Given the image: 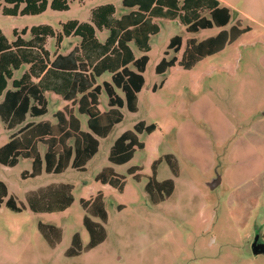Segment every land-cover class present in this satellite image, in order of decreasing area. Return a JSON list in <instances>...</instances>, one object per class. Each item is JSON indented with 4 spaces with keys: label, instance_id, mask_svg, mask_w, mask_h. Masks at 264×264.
I'll return each instance as SVG.
<instances>
[{
    "label": "rangeland",
    "instance_id": "rangeland-1",
    "mask_svg": "<svg viewBox=\"0 0 264 264\" xmlns=\"http://www.w3.org/2000/svg\"><path fill=\"white\" fill-rule=\"evenodd\" d=\"M225 1L234 9V20L225 28L188 33L178 21L155 20L160 32L150 38L149 63L143 74L145 85L138 94L139 111L118 108L124 119L107 138L99 139V151L87 165V172L69 168L58 175L44 173L24 179L23 173L32 171L31 160L21 159L16 167L0 164V181L18 205L25 207L17 213L4 203L0 209V264H264V255H255L252 247L257 236L264 242V165L254 161L260 148H253L245 139L254 128L256 116L264 111V0ZM122 2L73 0L68 11L48 8L41 15L23 17L5 16L0 10V31L9 41L14 40L15 29L21 32L50 25L60 32L62 25L71 20L89 22L92 11L106 4H113L116 16L121 17L130 12ZM221 31L230 35L221 50L203 57L190 69L177 65L166 74H157L156 68L166 57L174 37L182 39V49L178 54L169 51L167 58L177 56L181 60L190 41L201 43ZM106 37L107 31L99 33L102 41ZM78 43L77 39H65L61 53ZM55 47L50 39L47 48L53 53ZM142 55L135 50L137 58ZM26 70L27 66L15 72V78ZM104 82H111L110 74L97 80L101 86ZM155 86L158 89L153 91ZM117 93L123 97L121 91ZM46 97L48 113L42 120L55 123L58 112L75 109L82 129L88 130L89 117L78 115L77 106L54 93H47ZM108 99L103 91L98 106L101 113L110 111ZM140 122L155 124L157 129L140 135L145 147L137 149L130 162L112 164V146ZM10 134L0 119V148L9 142ZM234 143L236 147L229 146ZM39 149L43 151L42 147ZM168 155L177 162V176L166 161ZM155 163L156 179H172L175 183L173 194L159 204H154L146 191ZM105 168L114 169L124 178L123 192L96 180ZM132 168L139 170L129 174ZM257 173V181H248ZM137 174L141 175L139 181L134 178ZM218 178L221 184L212 189L211 183ZM60 183L74 186V203L69 209L35 213L28 208V192ZM232 191L238 195L231 198L234 206L247 207L252 198H261L256 218L246 231L232 223V219L242 222L243 214L229 218L231 223L219 219L220 208L231 202ZM82 201L104 209L105 223L99 216L90 217L104 225L107 237L97 247L73 255L76 234L83 248L90 243L83 223L87 212ZM214 208L219 211L217 216L211 212ZM40 223L62 230V240L55 248L40 233Z\"/></svg>",
    "mask_w": 264,
    "mask_h": 264
},
{
    "label": "trees",
    "instance_id": "trees-1",
    "mask_svg": "<svg viewBox=\"0 0 264 264\" xmlns=\"http://www.w3.org/2000/svg\"><path fill=\"white\" fill-rule=\"evenodd\" d=\"M71 1L0 0V10L9 17L37 16L48 8L68 11ZM122 3L130 12L120 18L116 17L115 6L106 4L92 11L89 22L71 20L62 25L60 32L50 25L34 26L21 32L15 29L14 40L9 41L0 31V119L11 132L9 142L0 148L1 165L16 167L21 159L31 160L32 171H25L24 179L37 178L44 173L58 175L69 168L86 172L88 163L99 151V139L107 138L115 125L123 121L124 116L118 108H126L132 113L139 111L138 94L145 85L143 74L149 63L150 38L160 32L155 20L178 21L188 33H198L225 28L233 19L230 8L222 6L219 0H123ZM104 31H107V37L102 41L99 33ZM71 38L77 39L78 45L67 54L60 53L65 39ZM50 39L56 45L53 53L47 48ZM229 40L227 31L201 43L192 40L181 60L177 56L168 59L169 51L178 54L182 49V39L174 37L156 72L163 75L177 65L190 69L203 57L221 50ZM135 50L143 55L137 58ZM25 66L27 70L16 79L15 72ZM105 74L111 75V82L98 85L97 80ZM157 89L155 86L153 91ZM103 91L109 98L110 111L106 113H101L98 108ZM49 92L77 106L80 115L89 117L88 132L81 130L80 121L69 109L55 115L56 125L35 123V119L48 113L46 94ZM156 129L155 124L140 122L133 130L123 133L111 148L110 162L114 165L130 162L136 150L145 147L140 135L151 134ZM40 147L45 148V154H41ZM166 161L177 176L175 158L168 155ZM157 164H154V175L146 185L154 204L165 201L175 190L172 179L163 182L156 179ZM137 170L139 168H132L129 174H135ZM134 178L139 181L141 175ZM123 179L112 168H105L96 176L98 182L120 192L125 188ZM73 190L71 184H56L30 191L26 195L28 208L35 213L64 212L74 203ZM4 203L13 212L20 213L25 209L0 181V209ZM89 204L90 201H82L87 212L83 223L90 235V243L83 248L81 238L76 234L72 242L73 255L97 247L107 237L104 225L90 217L99 216L105 223L104 209ZM39 231L51 247L60 244L62 230L59 227L40 223Z\"/></svg>",
    "mask_w": 264,
    "mask_h": 264
},
{
    "label": "crops",
    "instance_id": "crops-1",
    "mask_svg": "<svg viewBox=\"0 0 264 264\" xmlns=\"http://www.w3.org/2000/svg\"><path fill=\"white\" fill-rule=\"evenodd\" d=\"M221 2V5L222 6H226L228 8H230L231 12L234 13V9L232 8V6L225 0H219ZM237 12V11H236ZM238 15H239V12H238ZM241 15V14H240ZM123 16V15H122ZM121 16V17H122ZM117 17V16H116ZM117 18H120V17H117ZM234 20V14H233V19H232V22ZM77 44L74 45V47L76 46ZM73 47V48H74ZM72 48V49H73ZM71 49V50H72ZM71 50L67 51V52H64L63 54H67L69 53ZM61 53V51H60ZM51 93V92H49ZM47 95V94H46ZM56 95V94H55ZM58 96V95H57ZM60 97V96H59ZM61 98V97H60ZM62 99V98H61ZM63 100V99H62ZM2 101V99H0V102ZM67 102V101H66ZM74 106V105H73ZM264 110V109H263ZM69 111L76 117L75 115V109H69ZM61 112V111H60ZM65 112V111H63ZM78 113V111H77ZM47 115V114H46ZM78 115H80L78 113ZM82 116V115H80ZM44 117V116H43ZM43 117L41 118H38V119H35V123L38 124V123H45V122H49L50 124L52 125H56L57 124V120L55 118V123H52L50 121H45V120H42ZM55 117V116H54ZM77 118V117H76ZM79 120V118H77ZM29 121H32L29 119ZM80 121V120H79ZM81 123V130L84 131L82 128V122L80 121ZM254 125V128L252 131L249 132V136H247L245 139L247 141V143L249 145H251L253 148H260V151L255 153V162L261 164V165H264V111L263 113H261L260 115H257L256 116V119H255V122L253 123ZM88 129V127H87ZM85 132H88L85 131ZM229 146H232L233 148L236 147V144L234 143L233 145H229ZM43 148V147H42ZM46 150L45 148L43 149V151H41V154H45ZM89 164V163H88ZM87 172V171H86ZM82 173V172H81ZM85 173V172H84ZM49 175V174H48ZM52 175V174H51ZM57 175V174H56ZM42 176V175H41ZM258 177V173L256 175H253L250 177V179L248 181H252V182H255L257 181ZM216 182V180L213 181V183ZM211 183V184H213ZM60 184H66V183H60ZM221 184V180L219 181V184L215 187L217 188L219 185ZM51 185H56V184H51ZM58 185V184H57ZM50 186V185H48ZM73 186V185H72ZM106 186H109V185H106ZM47 187V186H45ZM74 187V186H73ZM236 188V186H235ZM74 191V190H73ZM234 192V191H232ZM229 195V198L231 199L232 197L234 196H238L237 195V192L235 191L234 193H232ZM261 194L263 196V190H261ZM261 202V198H252L251 199V205L250 206H234V203H233V199H231V202L228 204H226L227 206L225 207H222L220 208V212H221V215L219 217V219H222V220H226V222H229V218H233V217H236V215L239 213V214H243V219L241 220L242 222H237V221H233L232 219V223L234 224V226H238L240 227L241 230H244L246 231V229L248 228L249 224L251 223V221H253L255 218H256V215H255V211L257 210L259 204ZM212 213L216 214L217 216V213H219V211L214 208V210L211 211ZM248 234V233H247ZM263 245H264V242H261ZM259 255H264V254H259Z\"/></svg>",
    "mask_w": 264,
    "mask_h": 264
},
{
    "label": "water",
    "instance_id": "water-1",
    "mask_svg": "<svg viewBox=\"0 0 264 264\" xmlns=\"http://www.w3.org/2000/svg\"><path fill=\"white\" fill-rule=\"evenodd\" d=\"M220 179L218 178L216 182L211 184V188L215 189V187L219 184ZM253 253L255 255L264 254V245L260 242L259 236L256 237L254 243H253Z\"/></svg>",
    "mask_w": 264,
    "mask_h": 264
}]
</instances>
